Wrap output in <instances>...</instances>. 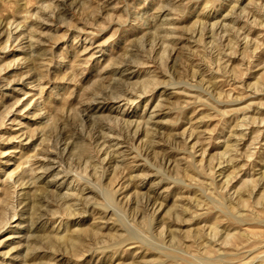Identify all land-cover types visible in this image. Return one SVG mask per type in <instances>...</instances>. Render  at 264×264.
I'll use <instances>...</instances> for the list:
<instances>
[{"label": "rangeland", "instance_id": "1", "mask_svg": "<svg viewBox=\"0 0 264 264\" xmlns=\"http://www.w3.org/2000/svg\"><path fill=\"white\" fill-rule=\"evenodd\" d=\"M0 264H264V0H0Z\"/></svg>", "mask_w": 264, "mask_h": 264}, {"label": "bare ground", "instance_id": "2", "mask_svg": "<svg viewBox=\"0 0 264 264\" xmlns=\"http://www.w3.org/2000/svg\"><path fill=\"white\" fill-rule=\"evenodd\" d=\"M106 199H107V198H106ZM77 233H78V232H77ZM254 233H255V232H254ZM254 233H253V234H254ZM78 235H79V234H78ZM74 239H75V238H74ZM72 240H73V239H72Z\"/></svg>", "mask_w": 264, "mask_h": 264}]
</instances>
